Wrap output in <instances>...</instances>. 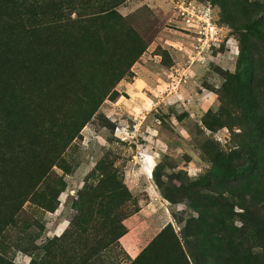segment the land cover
Returning a JSON list of instances; mask_svg holds the SVG:
<instances>
[{
	"label": "rangeland",
	"instance_id": "1",
	"mask_svg": "<svg viewBox=\"0 0 264 264\" xmlns=\"http://www.w3.org/2000/svg\"><path fill=\"white\" fill-rule=\"evenodd\" d=\"M3 1L0 264H264V0Z\"/></svg>",
	"mask_w": 264,
	"mask_h": 264
},
{
	"label": "built area",
	"instance_id": "2",
	"mask_svg": "<svg viewBox=\"0 0 264 264\" xmlns=\"http://www.w3.org/2000/svg\"><path fill=\"white\" fill-rule=\"evenodd\" d=\"M175 8L187 30L193 33L199 56L207 52L213 53L224 45L232 53L239 54L237 41L217 23L215 11L210 4H202L194 0H175ZM201 59L202 63H206L203 57Z\"/></svg>",
	"mask_w": 264,
	"mask_h": 264
},
{
	"label": "trees",
	"instance_id": "3",
	"mask_svg": "<svg viewBox=\"0 0 264 264\" xmlns=\"http://www.w3.org/2000/svg\"><path fill=\"white\" fill-rule=\"evenodd\" d=\"M35 4H37V3H35ZM35 4L27 5L26 3H24V5H19V6L23 9L24 12H27V15H30V16L33 15V14H36L37 12H39L41 10L42 11H44V10L48 11L46 8H43V7L41 8V6L35 5ZM15 7H16V5H15ZM13 13H14V10L11 7L7 6V2H5V1L1 2L0 3V25H7L8 24V20L12 19V17L10 15H13ZM42 14H44V13H42ZM33 21L35 23H37L36 24L37 26H39V23H41L40 21H36V20H33ZM52 25L53 24L51 23V26ZM0 27H3V26H0ZM1 98H3V96H1ZM261 121L262 120H260V119L257 121L258 126H259L258 128H260V127L262 128ZM258 132L262 133L261 130L258 131ZM262 137H264V136L262 135ZM140 259H141V257L138 258L137 261H140Z\"/></svg>",
	"mask_w": 264,
	"mask_h": 264
},
{
	"label": "crops",
	"instance_id": "4",
	"mask_svg": "<svg viewBox=\"0 0 264 264\" xmlns=\"http://www.w3.org/2000/svg\"><path fill=\"white\" fill-rule=\"evenodd\" d=\"M136 248V247H135ZM135 248H133V252H135L134 254H136L137 252L135 251V250H137V249H135Z\"/></svg>",
	"mask_w": 264,
	"mask_h": 264
},
{
	"label": "bare ground",
	"instance_id": "5",
	"mask_svg": "<svg viewBox=\"0 0 264 264\" xmlns=\"http://www.w3.org/2000/svg\"><path fill=\"white\" fill-rule=\"evenodd\" d=\"M150 173H152V172H150Z\"/></svg>",
	"mask_w": 264,
	"mask_h": 264
}]
</instances>
